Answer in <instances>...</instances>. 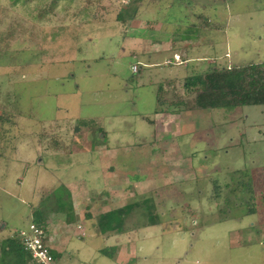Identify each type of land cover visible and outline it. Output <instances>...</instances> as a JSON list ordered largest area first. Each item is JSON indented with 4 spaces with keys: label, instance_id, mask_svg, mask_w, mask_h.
I'll use <instances>...</instances> for the list:
<instances>
[{
    "label": "rangeland",
    "instance_id": "374dc122",
    "mask_svg": "<svg viewBox=\"0 0 264 264\" xmlns=\"http://www.w3.org/2000/svg\"><path fill=\"white\" fill-rule=\"evenodd\" d=\"M147 39L176 43L149 58ZM260 60L264 0H0V236L26 229L40 206L55 264H264V106L192 111L198 87L185 86L215 65ZM160 82L167 121L155 114ZM86 138L132 155L119 161L133 171L105 162L116 182L75 206L105 196L114 210L149 198L158 224L147 226L142 204L123 233L102 237L98 216L80 230L71 198L53 210L65 194L52 182L85 177L98 186L99 171L85 175L94 170ZM54 143L66 173H55ZM43 170L54 176L41 179ZM58 244H67L63 254ZM120 246L128 256L117 261Z\"/></svg>",
    "mask_w": 264,
    "mask_h": 264
},
{
    "label": "trees",
    "instance_id": "16d2710c",
    "mask_svg": "<svg viewBox=\"0 0 264 264\" xmlns=\"http://www.w3.org/2000/svg\"><path fill=\"white\" fill-rule=\"evenodd\" d=\"M132 13L134 12L128 14L129 20L133 18ZM139 71L140 68L136 72ZM185 80L186 87H198L194 105L192 109L190 108L192 111L196 109H224L232 111L242 106H264V60L251 61L241 65L235 64L229 67H219L215 65L206 72L187 77ZM156 103L158 106L167 105L169 103L161 83L157 89ZM82 124L85 123L83 122ZM78 128L79 125L75 126V130H78ZM246 184L245 188H241L243 193L251 192V182L247 181ZM213 187L214 190L218 192L219 187L216 182ZM216 195L215 197H217ZM150 200L151 199L148 198L142 200V203H128L123 207L99 215L97 221L98 226L101 227V233H123V220H125L128 213L133 209L142 208V204L148 205L145 210L146 212L144 211L149 218L147 225L154 226L158 224V219L156 217L152 218L154 216V208L153 204L150 205ZM39 208L43 209V207L39 206L37 210L32 212V222L46 230L43 225L45 216L40 212ZM253 213V208L246 212L247 215ZM1 249L4 254H10V256L13 257V259L10 258L13 261L12 264L35 262L31 255L23 248L20 240L15 236L5 237L1 240ZM108 257H113V254L111 253ZM5 259L3 258V260ZM35 264L40 263L35 262Z\"/></svg>",
    "mask_w": 264,
    "mask_h": 264
},
{
    "label": "crops",
    "instance_id": "0c3cea01",
    "mask_svg": "<svg viewBox=\"0 0 264 264\" xmlns=\"http://www.w3.org/2000/svg\"><path fill=\"white\" fill-rule=\"evenodd\" d=\"M135 17V16H134ZM132 20V19H131ZM132 24H135L136 26H141V25H139V21L138 20H134L133 22H131V25ZM157 25L159 26V30H162L163 29V25L161 24V23H157ZM149 28H150V26H149ZM195 38V37H194ZM185 39H189V40H191L192 39V37H190V35H186V37H185ZM181 40H184V38H182ZM147 42L145 43V49H144V52H146V53H149V54H152V55H149V58H152L153 57V53H159V52H161L160 50H169V49H171V48H173L174 46H173V44L174 43H176V42H174V40L172 41V42H165V44L163 45V47H161V42H158V41H156L157 42V44H155V41H152L151 39H147L146 40ZM148 41H151L150 43L148 42ZM152 47H154V48H152ZM182 56V55H181ZM183 57V56H182ZM167 60H169V59H167ZM166 63V60H164V65H166L165 64ZM154 65V64H153ZM166 66H169V65H166ZM131 69H132V67H131ZM166 81H167V79H166ZM164 82V81H163ZM160 83H162V82H160ZM166 83V82H165ZM167 84V83H166ZM166 84H164V85H166ZM163 85V84H162ZM163 89H164V91L166 92L167 90L165 89V87H163ZM156 109H158V110H155V114H156V116L158 117V120H162L163 119V121L164 120H169V118L171 117V116H169V118L167 117V118H165L166 117V115H165V113L167 112V110H165V112H164V117L162 118V113L163 112H161L160 110H162V109H164L163 108V106H158L157 105V108ZM156 117V118H157ZM154 123V122H153ZM104 135H101V137H103ZM101 139V138H100ZM89 140H90V138H89ZM84 142H86V144H88L89 146L88 147H85L84 148V150H82V154H87V155H90V157L88 158V159H90V160H93V162H90L89 164H87L88 165V167H90V165L92 166V167H94L93 169L94 170H92V168L91 169H89V168H86L87 170L86 171H88V173L86 172V174L85 175H90L91 176V174L92 175H94L95 177H97V175L95 174V172L96 171H99L98 172V180L96 181V179H95V183L96 184H98V186H94V187H92L93 185L91 184V185H89V183L87 182V178H82V179H79L78 178V180H76L77 182H75V181H72V180H69V179H67V178H62L61 180H58L57 182L56 181H54V183L52 182L51 183V185H50V187H52V186H55V185H57V186H59L58 188H63V189H61L62 191H63V194H65L64 196H62L61 197V201H59V206H54L53 204H52V206H53V210H55L56 212H58V211H63V208H64V202H68L69 203V200H70V198H71V200H72V206H73V208L72 209H74V212H76L75 214H77V215H79V217H80V222L78 223L80 226H81V228H80V230L81 229H83L84 227V221L85 220H87V219H89L90 218V220H87V222H93V223H95L96 222V218H97V216L99 217V215H101V214H103V213H106V212H108V211H110V210H112V209H105V205H106V197L105 196H100V199H99V201L97 200V201H95V203L93 204V206L92 205H87V203H85L84 205H83V207L81 208V206L79 205V206H75V203H77V201L75 200L76 198H78L80 195H83V197L85 198V199H89L90 200V198H87V192L89 191V192H91V191H94V192H99L100 190L102 191L103 190V192L104 191H107V190H104V180H105V183H106V185H112L113 186V182H116V180H111L112 178H114L115 176H113V174H114V172H113V170L114 169H109L108 168V170L107 171H105L104 169H105V167L107 166V165H109L110 166V168H112V167H115V169H120L122 172L124 171V172H130L131 170L133 171V169H131V170H129L128 168H127V166H128V163L126 162V164H125V166L126 167H124V162H122V163H120V161H119V159L120 158H127V160L129 159V157L130 156H132V155H129V154H127V155H125V156H120V155H118L117 154V149H115V147H104V143L101 141V140H99V138H98V141L97 140H95V141H89L88 142V140H87V138H86V141H85V139H84ZM54 147H56V150L57 151H54L55 152V154H57V155H55V156H57V158H58V165L57 166H59V167H61L60 169H58V171H55V173H66V171L65 172H62V171H60L61 169H64L66 166H68L69 164L67 163V161H66V159H67V157L65 158V155H64V152H63V150L58 146V143H54ZM59 147V148H58ZM59 150V151H58ZM128 151L130 152V150L128 149ZM85 157H87V156H85ZM85 157H83V158H80V159H84ZM97 157H98V159H97ZM79 159V160H80ZM108 163L107 165H105L104 163ZM103 164H104V166H103ZM72 166V165H71ZM90 172H91V174H90ZM52 173L53 172H48L47 170H43V172L42 173H38L39 175H40V177H41V179H42V177H44L45 179H47L46 177H45V175L47 176V177H53L54 175H52ZM37 174V175H38ZM129 174V173H128ZM127 174V176H126V179L127 178H131L130 176H134V174L133 175H128ZM109 178V179H108ZM41 182H43L42 180H41ZM58 184H60V185H58ZM101 185V186H100ZM56 186V187H57ZM92 187V188H91ZM115 187V186H114ZM116 191L118 192L119 191V189L117 188V186H116V189H115V191L111 188V190H110V192H115L116 193ZM86 194V195H85ZM91 196V195H90ZM92 197V196H91ZM75 198V199H74ZM106 198V199H105ZM73 201H74V203H73ZM90 203H92L91 202V200H90ZM128 204V203H127ZM126 204V205H127ZM51 206V207H52ZM56 207V208H55ZM123 207V206H122ZM58 209V210H57ZM59 209H62V210H59ZM115 209H117V208H115ZM45 210L47 211L48 210V208L46 207L45 208ZM49 210H50V208H49ZM52 210V209H51ZM80 215H82V217L80 216ZM71 218H73V217H66L65 219H63V224L65 225V226H67V225H70L71 224V221H72V219ZM44 221H49V219L47 218V217H45V220ZM78 225V226H79ZM148 226V225H147ZM155 226V225H154ZM46 228V227H45ZM93 228H91L90 230H92ZM75 232H77V231H75ZM85 232H86V229H85ZM85 232L83 231L82 232V234L80 235L79 234V236L82 238L83 236H88V234L86 235L85 234ZM45 233H46V231H45ZM78 233V232H77ZM97 235H98V233H96ZM106 234H108V233H106ZM105 233L103 234V233H101V235L100 236H104V235H106ZM109 234H111V236H116V235H118V233H115V232H109ZM121 234V233H120ZM108 237V236H107ZM5 237H2V236H0V264H12V260L11 259H13V257L12 256H10V254H4V252L2 251V249H1V240H3ZM109 238V237H108ZM48 247V246H47ZM66 247H67V244H65V246H60L59 244L58 245H56L55 246V248H56V250L57 251H59V252H61L62 254H63V252H62V250L63 251H66L65 249H66ZM120 247H122V246H120ZM48 249L50 250V252L52 253V251H51V249L48 247ZM97 251H99L100 252V250L98 249ZM118 254H117V256H116V259H117V261H118V259H127V256H128V251H126L125 249H124V247H122V248H119L118 250ZM114 253H116V252H114ZM115 255V254H114ZM114 255H113V257H114ZM5 256H6V259H5ZM106 256V255H105ZM108 257V256H107ZM113 257H108L109 259H113ZM3 258L5 259V260H3ZM11 258V259H10ZM27 264H33V261H31V262H29V263H27Z\"/></svg>",
    "mask_w": 264,
    "mask_h": 264
},
{
    "label": "built area",
    "instance_id": "2783aa9c",
    "mask_svg": "<svg viewBox=\"0 0 264 264\" xmlns=\"http://www.w3.org/2000/svg\"><path fill=\"white\" fill-rule=\"evenodd\" d=\"M179 56H175L174 60H166V65L178 62ZM138 67L132 66V71L136 72ZM80 228V226H79ZM17 237L23 248L31 255L32 259L40 264H55V259L48 247L45 245V230L39 225L31 222L24 230L15 231L10 235Z\"/></svg>",
    "mask_w": 264,
    "mask_h": 264
}]
</instances>
